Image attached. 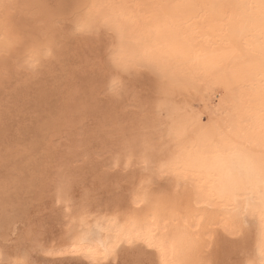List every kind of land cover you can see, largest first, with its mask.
I'll return each mask as SVG.
<instances>
[{
    "label": "rangeland",
    "instance_id": "1",
    "mask_svg": "<svg viewBox=\"0 0 264 264\" xmlns=\"http://www.w3.org/2000/svg\"><path fill=\"white\" fill-rule=\"evenodd\" d=\"M174 1L182 0L168 2ZM191 1L198 12L178 20L166 18L158 0H115L94 11L101 22L88 29L67 22L72 0L28 5V16L18 21L20 34L8 40L13 84L0 92V264H86L51 257L47 249L101 221L161 222L186 210L194 222L190 214L198 204L189 187L159 171L195 151L188 125L202 98L225 128L236 122L238 139L264 146V120L246 109L239 115L246 101L234 84L193 100L182 85L155 73L160 40L154 31L162 23L185 47H218L201 8L209 0ZM129 41L137 42L142 56L135 64L121 55L130 57ZM101 61L114 71L102 75ZM140 62L143 70L128 75ZM223 215L205 217L198 255L186 264H262L254 254V231ZM121 250L89 264H156L151 253Z\"/></svg>",
    "mask_w": 264,
    "mask_h": 264
},
{
    "label": "bare ground",
    "instance_id": "2",
    "mask_svg": "<svg viewBox=\"0 0 264 264\" xmlns=\"http://www.w3.org/2000/svg\"><path fill=\"white\" fill-rule=\"evenodd\" d=\"M168 1L170 0H158L157 4L164 7L159 9L164 10L166 18L179 20L181 16L188 17L191 12H198L200 9L191 0H186V3L182 0L179 4L176 0L177 5H173L176 4L175 1ZM215 3L216 0L206 1L201 8L206 14V22L211 32L215 34L214 41L218 42V47H185L180 37L176 38L178 34L174 33L175 36H172L170 29L165 30L162 23L154 31L160 40L154 53L155 73L162 79L182 85L181 73L185 67L191 66L198 70L204 81L199 97L197 96L198 100L201 99L203 91L218 87L224 89V86L231 85L233 89L237 87L240 90L241 94L238 96L248 103V106L242 105L241 110V102H237L239 106L236 110L239 107V115L246 109L264 120V80H261L258 71L237 54L238 47L233 41L231 31L237 23L233 14L216 7ZM175 6L183 8L181 11L178 8L172 9ZM164 30L169 34L164 36ZM124 46L129 50L132 61L130 64L141 61L137 42L129 41ZM239 47L243 45L240 44ZM227 95L231 98L230 93ZM205 103L203 98L199 101L196 115L188 125L191 145L195 151L180 159L173 156L175 161L162 166L159 171L163 174L162 177H167L173 184L189 187L194 196L193 200L198 204L190 214L194 222L186 217V210L174 213L172 211L173 215H166L169 219L165 218L166 221L164 219L163 222L156 219L112 222V218L111 221H97L95 227L78 228V231L71 233L64 241L48 248V254L54 258L76 259L89 264L108 260L120 249H132L151 253L156 264H186L185 261L195 252L198 255L197 249L203 242L204 229L207 226L204 223L205 217L209 213L219 212L227 217L230 215L238 218L243 226L254 231V254L264 264V146L260 144L261 147L258 148L255 141L238 139L233 134L238 116L232 117L235 123L225 128L226 126L221 125L220 115L218 119L210 115ZM196 215L199 216L198 219L195 218Z\"/></svg>",
    "mask_w": 264,
    "mask_h": 264
},
{
    "label": "clouds",
    "instance_id": "3",
    "mask_svg": "<svg viewBox=\"0 0 264 264\" xmlns=\"http://www.w3.org/2000/svg\"><path fill=\"white\" fill-rule=\"evenodd\" d=\"M36 0H0V92L12 87L15 68L12 61V49L8 40L20 34L18 21L29 14L28 5ZM115 0H72L74 5L68 23L77 21L85 29L95 28L101 22L95 10H107L114 5ZM216 7L230 11L237 23L232 28L233 41L238 47V56L258 71L264 80V0H216ZM22 35V34H21ZM242 44L243 47H239ZM123 59H131L124 53ZM99 72L107 75L114 71L113 65L100 62ZM143 70L142 62L135 67H129L128 75ZM182 86L193 100L200 94L204 83L197 69L188 66L181 73Z\"/></svg>",
    "mask_w": 264,
    "mask_h": 264
}]
</instances>
